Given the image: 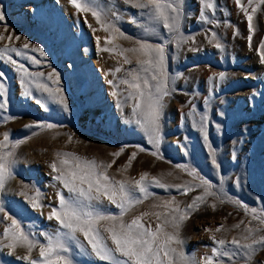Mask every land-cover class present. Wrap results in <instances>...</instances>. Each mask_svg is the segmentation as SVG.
Segmentation results:
<instances>
[{"label":"rangeland","instance_id":"rangeland-1","mask_svg":"<svg viewBox=\"0 0 264 264\" xmlns=\"http://www.w3.org/2000/svg\"><path fill=\"white\" fill-rule=\"evenodd\" d=\"M212 2L214 10L204 9V12L215 24L200 18V0H184L180 31L185 42L177 47L162 24L153 25L154 34L146 33L142 27L149 24L144 14L146 10L133 8L123 0H95L102 9L101 23L90 12L78 11L71 0H0V9L5 16L0 21V36L4 37L0 40V49L16 48L24 53L18 56L8 52L0 58V73L4 74L0 83L6 88V96L0 97V103L7 101L6 108H0V140L7 132L10 144L20 142L15 149L3 150L14 152L15 163L12 168L14 178L9 179L0 192V204L10 216L20 221L25 232H32L35 239L45 242L40 233L54 234L59 228L57 221L49 220L48 215L59 206L58 192L65 198L70 194L54 179L59 173L50 167L53 163L61 167L57 153H72L81 160L111 164L107 175L113 181H124L129 187L147 173L146 183L153 196L129 211L124 217L126 222L143 212L165 211L154 208L153 204L174 197L183 209L193 197L203 195L201 188L182 195L175 187L165 190L153 186V178L168 185L199 184L198 179L177 167L184 166L208 180L214 185L212 191L224 194L226 202L220 203L210 196L184 223L180 236L184 241L183 251L189 257L199 260L211 255L215 246L210 239L212 235L231 241L239 237L246 226L264 231V225L253 221L242 207L230 202L238 201L258 210L264 208V64L259 55V45L264 40V6L253 18L254 33L249 47L248 21L235 0ZM241 2L248 6L247 0ZM103 24H115L129 39L104 31ZM212 33L216 34L222 50L209 42ZM138 39L166 44L169 95L163 100L159 143L150 139L149 130L135 122L136 117L131 111L137 101L129 97L134 90L121 83L131 79L128 73L132 70L150 78V73L139 70L138 54H119L122 48L138 47L135 43ZM25 43L29 45L27 49ZM33 47L43 49L44 56L33 52ZM102 48H115L116 51H101ZM125 56L131 60L130 64L124 62ZM8 57L23 64L30 73H44L42 83L62 88L68 110L52 102L47 93L36 89L34 83L28 84L30 78L27 77L24 79L31 94L26 96L21 74ZM27 57L40 63L34 64ZM117 68L121 70L116 72ZM53 70L59 75V85L47 79ZM219 73H224L223 81L219 79ZM214 74H217L216 78L210 79ZM37 100H41L43 106ZM193 108L195 113L189 116ZM201 115L208 117L203 131ZM5 117L13 119L6 120ZM48 124L55 127L49 129ZM209 145L211 151H215L219 168L212 163ZM118 152L121 153L118 157L113 155ZM133 153L135 159L129 166ZM152 153H157L160 158ZM37 190L43 207L34 209L20 193L35 196ZM92 203L105 214L120 213L105 197ZM212 204L216 205L215 210ZM240 221H244L241 227L234 228ZM142 222L154 229L158 221L154 215H149ZM10 223L0 213V239ZM106 224L101 223V230ZM220 226L223 230L215 232ZM166 230L173 231L170 227ZM104 235L107 238V233ZM79 239L88 248L82 235ZM107 242L111 247V240ZM8 251L7 248L0 250V264H26L15 255H9ZM25 254L24 249H17L16 255ZM38 256V250H34L32 257ZM73 258L75 264H103L91 255L90 248L87 254H80L73 245ZM225 264L230 262L225 260ZM239 264H243L242 259ZM252 264H264V250L257 252Z\"/></svg>","mask_w":264,"mask_h":264},{"label":"snow or ice","instance_id":"snow-or-ice-1","mask_svg":"<svg viewBox=\"0 0 264 264\" xmlns=\"http://www.w3.org/2000/svg\"><path fill=\"white\" fill-rule=\"evenodd\" d=\"M123 2L133 8L146 10L144 14L147 16L149 24L142 25L146 33L154 34L155 28L153 25L162 24L163 28L171 35L172 40L177 43V47L185 42L180 31L184 15V0H123ZM71 3L78 11L90 12L97 22L101 23L102 9L95 3V0H71ZM200 3L202 5L200 18L207 23L215 24L216 22L209 20L204 12V9L214 10L215 5L212 0H200ZM235 3L247 18L248 41L249 47H251L254 33L253 18L261 9V6H264V0H247V7L242 4L241 0H235ZM4 19V13L0 9V21ZM102 26L104 31L118 33L121 38L129 39L115 24H103ZM2 39L4 37L0 36V40ZM8 39H11V37H8ZM16 39H19V37H16ZM209 42H214L215 47L222 50L223 46L218 41L215 33L211 34ZM97 43L99 44V40ZM106 43H111V40H106ZM135 43L138 47L122 48L119 50V54L122 56L126 52L138 54L137 65L139 70L150 73V78L140 75L138 70H132L128 73L131 79H124L121 83L134 90L129 93V97L137 101L133 106V115L136 117L135 122L142 128L149 130L150 139H154L156 143H159L160 120L164 107L163 100L165 96L169 95L166 44H153L139 39ZM28 47L29 45L25 43L24 48L27 49ZM100 50L116 51L115 48H102ZM32 51L39 52L41 56H44V51L41 48L33 47ZM8 52H15L18 56L24 55L19 49L4 48L0 49V58L5 57ZM259 55L260 62L264 64V40L259 45ZM140 57H145V59ZM27 58L34 64L40 63L33 57ZM8 59L21 74V85L25 89L24 94L26 96L31 94L24 79L27 77L30 78L27 81L28 84L34 83L36 89L47 93L52 102L60 104L65 111L68 110L62 88L49 87L48 84L41 82L44 73H30L23 64H17L11 57H8ZM124 62L130 64L131 60L125 56ZM120 70L117 68L116 72ZM3 75V73H0V77H3ZM216 75L214 74L210 79H215ZM218 77L221 81L225 79L224 73H219ZM47 79L52 81L53 84L59 85V75L55 70L48 74ZM152 81H155V83L153 84ZM109 83L112 82L109 81ZM113 95H117V93L113 92ZM4 96H6V88L3 83H0V97ZM6 103V100L4 103H0V108H6ZM37 103L43 106L41 100H37ZM207 103L208 100L206 99L205 104ZM194 113L195 108L188 115L193 116ZM5 119L11 120L13 118L5 117ZM207 119L206 115L200 117L202 131ZM26 127H32V125ZM46 127L51 129L55 126L48 124ZM204 138L207 140L206 133ZM69 140L71 141V137H69ZM19 143L10 144V134L7 132L3 134V140H0V192H3L6 182L14 178L12 173L15 163L14 152L3 150L9 147L15 149L19 146ZM209 148L212 163L219 168L215 151H211V145H209ZM120 154L118 152L113 155L118 157ZM152 154L158 156L157 153ZM135 155L133 153L130 157L129 166L131 161L135 159ZM57 156L60 157L61 167L58 168L55 163L51 164L50 167L53 172L59 173L54 179L59 181L70 195L65 198L63 194L57 193L59 206L52 209L48 219H55L59 228L54 234L41 232L40 235L44 237L45 242L35 239L34 233L25 232L20 221L10 216L3 205L0 204V213H3V218L11 221L10 225L4 228L3 238L0 239V250L7 248L9 250L8 254L15 255L17 260H23L26 264H75L73 258L74 245L80 254H87L88 248H90L91 255L103 264H225V260L230 264H239L240 259H242L243 264H252L257 252L264 250V231L260 228L246 226L242 234L239 237L232 238L231 241L223 238L217 239L215 235H212L210 239L215 246L211 249V255L204 256L199 260L195 257H189L183 251L184 241L181 239L180 231L184 223L190 219L192 213L199 211L200 206L206 203L207 198L210 196L215 197L220 203L226 202L225 195H218L213 192L214 185L199 176L195 170L177 166L187 171V174L192 176L193 179H198L199 184L197 185H168L158 178H153L151 184L165 190L169 187H175L182 195H187L189 192L201 188L203 189V195L193 197L192 202L183 209L174 197L161 204H153L154 208H163L165 211L143 212L131 221L126 222L124 217L129 211L153 196L148 190L149 185L146 183L147 173H143L140 179L134 181L133 186L129 187L124 181H113L107 175V169L112 166L111 164L104 165L97 164L95 160H81L72 153H57ZM158 158L160 157L158 156ZM101 168L104 171H99ZM221 182L223 183V178H221ZM20 195L26 196L34 209L43 207L40 203L41 194L38 190L35 196H27L25 192H21ZM101 197H105L111 204L115 205L120 210L119 215L105 214L97 210L92 201L99 200ZM230 202L242 207L246 215H251L253 221L264 225V208L258 210L242 205L238 201ZM211 207L215 210L216 205L212 204ZM149 215H154L158 221L154 229L151 225L145 226L142 222ZM102 222H107V224L101 230L100 225ZM243 223L244 221H240L233 227L239 229ZM169 227L173 229L172 232L166 230ZM222 230L223 226H220L215 229V232L219 233ZM205 231H212V229H205ZM104 233H107V238ZM78 234L83 236L88 248L81 242ZM108 239L111 240V247L107 242ZM173 245L179 247H173ZM17 249H24L26 254L23 256L16 255ZM34 250H38V258L32 257Z\"/></svg>","mask_w":264,"mask_h":264},{"label":"bare ground","instance_id":"bare-ground-1","mask_svg":"<svg viewBox=\"0 0 264 264\" xmlns=\"http://www.w3.org/2000/svg\"><path fill=\"white\" fill-rule=\"evenodd\" d=\"M108 53V52H107ZM129 111H131V108H130V110ZM131 113H133V111H131ZM131 115H133V114H131ZM134 116V115H133Z\"/></svg>","mask_w":264,"mask_h":264},{"label":"trees","instance_id":"trees-1","mask_svg":"<svg viewBox=\"0 0 264 264\" xmlns=\"http://www.w3.org/2000/svg\"><path fill=\"white\" fill-rule=\"evenodd\" d=\"M133 144H135V143H129L128 145H133ZM137 145V144H136Z\"/></svg>","mask_w":264,"mask_h":264}]
</instances>
